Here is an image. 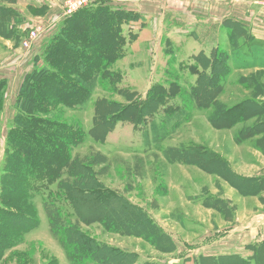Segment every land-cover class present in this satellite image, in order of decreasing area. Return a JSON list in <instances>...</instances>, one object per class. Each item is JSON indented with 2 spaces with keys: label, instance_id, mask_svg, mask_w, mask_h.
<instances>
[{
  "label": "rangeland",
  "instance_id": "rangeland-1",
  "mask_svg": "<svg viewBox=\"0 0 264 264\" xmlns=\"http://www.w3.org/2000/svg\"><path fill=\"white\" fill-rule=\"evenodd\" d=\"M28 1L3 3L23 13L18 25L23 36L18 42L7 39L8 48L0 39V187L5 175L6 138L17 112L23 76L35 63H43L42 53L38 60L33 56L35 45L67 17L63 15L64 0H41L50 5L35 9ZM176 1L109 0L112 6H127L125 10L138 15L124 27L122 53L108 68L112 77L108 74V82L93 88L84 106L59 105L54 109L59 119L78 121L85 132V142L75 147L73 154L98 151L105 155V164L95 167L99 180L142 208L171 239L172 247L164 248L163 243L142 236L109 232L97 221L80 222L79 228L102 244L132 253L135 259L131 264H199L203 256L233 253L249 258V246L257 242L249 239L251 224L256 226L257 220L264 218V191L252 192L253 183L247 179L264 177V107L258 104L264 105V48L250 47L245 54L250 38L230 37L225 31L218 40L209 37L205 28L197 31L203 38L194 36L195 31L188 41L185 34H177L169 15L162 13ZM233 1L228 0L235 6L228 7L227 22L241 20L252 36L264 39L257 37L258 31L264 32V9L249 13L251 6H263L264 2ZM55 15L62 19L56 25L51 20ZM31 31L35 36L29 39ZM24 40H28L27 46ZM214 49L223 51L228 69L221 72L215 102L199 100L196 105L188 100L196 79L191 71L194 57L200 52L211 55ZM150 93L162 97L153 108H148ZM101 98L115 105L128 106L133 101L142 112L129 118V109L103 142H95L89 129L94 102ZM155 132L159 133L157 139ZM193 146L200 156L191 153ZM170 148L183 151V161L169 159ZM205 157L216 161L209 163ZM33 199L39 226L7 250L0 264H71L49 230L42 194H34ZM239 230L244 231L240 234Z\"/></svg>",
  "mask_w": 264,
  "mask_h": 264
},
{
  "label": "trees",
  "instance_id": "trees-1",
  "mask_svg": "<svg viewBox=\"0 0 264 264\" xmlns=\"http://www.w3.org/2000/svg\"><path fill=\"white\" fill-rule=\"evenodd\" d=\"M13 1L0 0V36L18 42L23 36L18 27L23 16L13 6L3 4ZM135 18L136 13L103 1L78 9L50 36L42 52V65L34 62L24 74L16 99L17 112L6 138L5 175L0 187V261L7 250L22 242L26 232L39 226L33 199L37 193L42 194L49 230L58 238L71 264H131L135 259L132 253L98 242L79 228L80 222L97 221L109 232L142 236L152 243H163L164 248L172 247L171 239L142 208L99 180L95 167L105 164V155L98 151L83 156L73 154V149L85 142V132L78 121H63L55 113L59 105L84 106L93 88L108 82L112 77L108 68L123 50L124 26ZM227 21L224 19L221 27L230 37L236 34L250 38L243 50L245 54L250 47L264 48V39L252 36L241 20ZM223 59L221 49L194 57L191 71L196 79L188 100L196 105L199 100L215 102L221 72L228 69ZM2 88L3 80L0 91ZM149 99L148 108L162 101V97L151 93ZM132 102L126 106L96 99L90 137L103 142L129 109V118L136 111L141 113L142 107L138 110ZM258 104L264 107L261 102ZM158 134L155 132V139ZM189 150L200 156L196 146ZM180 155L183 151L172 149L169 159L183 161ZM204 159L209 163L216 161L212 157ZM247 179L253 183L252 192L264 191V177ZM52 185L54 189H50ZM249 248V258L236 253L211 255L201 257L199 264H207L208 259L215 264H264V240Z\"/></svg>",
  "mask_w": 264,
  "mask_h": 264
},
{
  "label": "crops",
  "instance_id": "crops-1",
  "mask_svg": "<svg viewBox=\"0 0 264 264\" xmlns=\"http://www.w3.org/2000/svg\"><path fill=\"white\" fill-rule=\"evenodd\" d=\"M55 2L57 3L58 1H55ZM233 2L236 3L235 0ZM111 3L112 2L107 3V4L111 5ZM228 3L230 5H228ZM231 3L228 2V0H178L176 2H172L169 6H166L164 10H162V13L169 15L168 17L170 18L171 22H173L176 25L177 34H180V35L185 34V36L188 37L187 39L188 41H189V35H191L195 31H196V34L194 33L193 34L194 36L197 35L198 39L203 38V35L199 36L197 34L198 32H202L203 28L206 29L205 31H207L208 33L207 35L209 37L214 36L218 38L219 40L221 34L222 33L225 34V31H226V30L221 29V23L227 17L228 7L235 6V5H231ZM28 4L30 5V8H34V9L37 7H41V6L45 7V6L50 5V3L48 4L45 1H41V0H29ZM251 7L253 11L248 10L249 13L251 12L253 13L254 11L261 12L262 11L261 9L262 8L264 9V4L263 6L258 5V7H255V6H251ZM121 8L127 9V6L122 5ZM17 10L19 11V9ZM20 14L22 15L23 13L20 12ZM164 14H161V15H164ZM57 16L58 15H55L53 17L51 16V20L54 19L53 21V23L55 22L54 25H56L57 23L59 24L62 21L61 17L59 18ZM55 31L56 30H51V31L49 30L48 33H46L43 36V38L38 40V42L35 45L34 52H33L34 57L36 55L37 56L40 55L43 52L46 43L48 42L50 36H52V34ZM258 32H260V34L258 35L256 34L257 37L263 38L264 32L261 30ZM0 39L3 40V43L7 45L6 48H8L10 41L5 38H1V37ZM243 231L244 230H241V231L239 230V233L241 234L243 233ZM248 235L251 241L255 240L258 242V241L264 240V218L258 219L256 226L253 225L252 227V224H251V229L249 230Z\"/></svg>",
  "mask_w": 264,
  "mask_h": 264
},
{
  "label": "built area",
  "instance_id": "built-area-1",
  "mask_svg": "<svg viewBox=\"0 0 264 264\" xmlns=\"http://www.w3.org/2000/svg\"><path fill=\"white\" fill-rule=\"evenodd\" d=\"M109 2V0H64L63 4H64V12L63 15L64 16H69L70 14L74 13L75 11H77L78 9L87 6L91 3L94 2ZM126 1V0H125ZM129 1V0H128ZM131 1H138V0H131ZM254 2H264V0H253ZM35 36V32L31 31L29 34V39H32ZM23 44L25 46L28 45V40H24Z\"/></svg>",
  "mask_w": 264,
  "mask_h": 264
}]
</instances>
